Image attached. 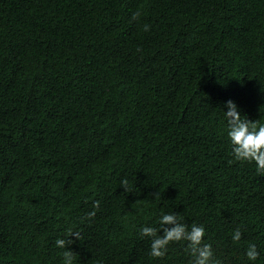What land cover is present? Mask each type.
Listing matches in <instances>:
<instances>
[{"label":"trees","instance_id":"trees-1","mask_svg":"<svg viewBox=\"0 0 264 264\" xmlns=\"http://www.w3.org/2000/svg\"><path fill=\"white\" fill-rule=\"evenodd\" d=\"M229 100L264 124V0H0V264H63L69 229L74 264H192L141 235L172 213L220 264H264V173L234 160Z\"/></svg>","mask_w":264,"mask_h":264},{"label":"clouds","instance_id":"clouds-1","mask_svg":"<svg viewBox=\"0 0 264 264\" xmlns=\"http://www.w3.org/2000/svg\"><path fill=\"white\" fill-rule=\"evenodd\" d=\"M141 16L142 12L137 10L133 13L131 19L138 22ZM143 30L149 31L150 25L144 24ZM137 51L139 52L141 49L138 48ZM226 106L228 108V111L225 112L227 135L233 146L232 155L234 160L249 163L255 162L257 171L264 173V124L241 116L234 101H227ZM229 162L231 163L232 161ZM128 183L127 179L122 181V186L126 191L129 190ZM99 207L100 202L96 201L93 204V209L95 210L88 212L84 219L91 220L94 218ZM159 224V229L147 226L141 229L142 236L151 238L150 255L152 257L163 258L168 253L169 246L172 243L186 241V250L194 258L192 264H220V261L214 258L211 244L204 243L206 232L203 225L192 224L189 228L176 213L163 214ZM161 230H163V235L158 234ZM66 236L67 238H58L55 244L60 249H66L62 253L63 264H74V252L68 249L73 240L68 239V237H75L81 240L82 233L79 230L69 229ZM241 238L242 231L237 228L232 235L233 242H239ZM246 256L251 261L257 260L259 252L255 244L249 245Z\"/></svg>","mask_w":264,"mask_h":264}]
</instances>
